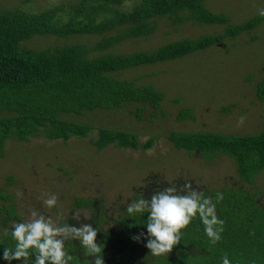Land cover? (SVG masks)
I'll return each instance as SVG.
<instances>
[{
  "label": "trees",
  "instance_id": "1",
  "mask_svg": "<svg viewBox=\"0 0 264 264\" xmlns=\"http://www.w3.org/2000/svg\"><path fill=\"white\" fill-rule=\"evenodd\" d=\"M206 1L65 0L43 12L0 6V159L4 158L10 140L29 142L45 137L67 142L88 137L94 126L73 117L89 112L135 106L137 118H142L148 109L158 110L166 98L163 91L151 85H137L133 80L121 78V74L205 51L227 38L255 30L264 22V16L259 15L240 24L232 23L227 15L207 8ZM163 20L171 21L176 27L193 22L225 25L226 30L219 35L172 41L153 51L116 52L128 40L151 38ZM38 36L98 39L94 44H67L56 49L33 50L25 46ZM257 97L264 102V80L257 86ZM194 118L192 109L177 116L181 121ZM168 140L175 149L198 153L207 162L219 155L230 157L242 181L250 184L264 171V130L253 135L172 131ZM92 143L99 150L111 144L120 149L149 150L155 139L143 144L137 133L99 128L98 139ZM151 178L148 177L147 187L139 192L150 195L155 187ZM157 178L160 176L153 179ZM198 189L215 203L216 216L223 222L214 226L223 229L218 241L212 242L197 217L184 230L180 243L171 253L154 257L146 247L131 239L142 226L121 208L116 219L119 228L111 233H98V241L104 244L105 264H134L135 251H141L140 258L149 260L148 264H222L225 254L231 264H264V192L243 187ZM217 194H222V199H217ZM1 200L4 203L0 202V233H3L21 215L13 202L14 195L6 193V189L0 190ZM75 208L94 210L93 222L100 227L108 221L101 202L77 199ZM7 242H0V246ZM114 244L118 252L115 259L108 261ZM68 248L77 264H84L77 244L70 241ZM0 264L6 262L0 260Z\"/></svg>",
  "mask_w": 264,
  "mask_h": 264
},
{
  "label": "rangeland",
  "instance_id": "2",
  "mask_svg": "<svg viewBox=\"0 0 264 264\" xmlns=\"http://www.w3.org/2000/svg\"><path fill=\"white\" fill-rule=\"evenodd\" d=\"M64 1L0 0V6L43 12ZM205 5L214 13L227 15L232 23L240 24L259 16L258 9L264 8V0H207ZM225 30V25L188 22L176 27L171 21L163 20L151 38L128 40L116 52L153 51L172 41L219 35ZM97 39L96 36L68 39L38 36L25 46L33 50L56 49L67 44H94ZM121 78L163 91L166 98L161 107L155 111L148 109L142 118H137L135 106L73 117L94 126L86 138L65 142L40 137L29 142H7L5 156L0 159V190L6 189V193L14 195L13 202L21 217L28 218L35 209L55 218L57 209H45L42 197L56 193L62 222L75 223L71 220L74 211L93 222L94 210L76 209L75 202L83 198L95 200L103 204L108 217L101 229L103 233H111L119 228L116 219L120 209L147 187L149 176L151 182L160 176L165 184L191 181L203 189L243 187L264 192V171L250 184L242 181L230 157L219 155L207 162L198 153L175 149L168 140L172 131L253 135L264 130V102L257 97V86L264 80V22L255 30L227 38L205 51L131 69L121 74ZM188 109L193 110L195 118L178 120V114ZM99 128L134 132L141 143L154 138L155 144L149 150L120 149L113 144L99 150L92 143L98 139ZM117 252L114 244L107 260L115 259ZM140 252H133L134 264H148L149 260L140 258Z\"/></svg>",
  "mask_w": 264,
  "mask_h": 264
},
{
  "label": "clouds",
  "instance_id": "3",
  "mask_svg": "<svg viewBox=\"0 0 264 264\" xmlns=\"http://www.w3.org/2000/svg\"><path fill=\"white\" fill-rule=\"evenodd\" d=\"M264 16V8L258 9ZM243 123V117H241ZM155 185L150 195L143 191L125 203L124 212L142 229L131 235L134 242L149 250V255L164 257L172 252L184 235V230L199 217L205 225V232L215 243L220 239L222 225L216 216V205L205 196L191 181L162 185L160 178L151 182ZM222 199V194H217ZM42 205L51 211L57 209L55 218L44 212L32 210L28 218L11 221L10 227L0 233V260L6 264H77V259L69 251V242L79 247L84 264H105L104 244L98 241L101 227L81 217L79 211L72 213L71 220L62 222L59 212V197L47 193L42 197ZM222 264H231L227 254Z\"/></svg>",
  "mask_w": 264,
  "mask_h": 264
}]
</instances>
